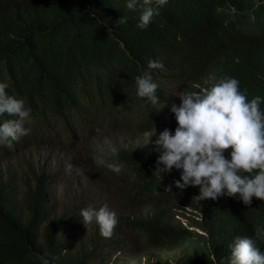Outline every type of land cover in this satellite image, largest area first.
I'll list each match as a JSON object with an SVG mask.
<instances>
[{
  "label": "clouds",
  "instance_id": "9594fccd",
  "mask_svg": "<svg viewBox=\"0 0 264 264\" xmlns=\"http://www.w3.org/2000/svg\"><path fill=\"white\" fill-rule=\"evenodd\" d=\"M97 1L104 0H79L84 11L93 9L84 14L99 21V49L109 59L83 72L100 109L112 113L88 123L76 118L70 127L54 113L53 93L64 80L26 30L22 5L0 0V157L36 143L71 146L88 128L95 138L139 121L141 143H98L95 162L121 182L144 183L138 216L153 217L162 206L165 225L187 233L157 245L140 230L146 243L138 239V246L107 205L83 208V224L95 223L101 236L110 238L115 227L120 242L133 236L137 258H119L120 249L107 264H264V0H111V11L94 9ZM45 38L52 45L72 41L62 26ZM35 113L44 116L49 136L31 138ZM58 175L60 168L47 178ZM201 207L227 209L228 221L215 232L201 227ZM247 228L254 234H241ZM67 230L57 234L71 248Z\"/></svg>",
  "mask_w": 264,
  "mask_h": 264
},
{
  "label": "trees",
  "instance_id": "16d2710c",
  "mask_svg": "<svg viewBox=\"0 0 264 264\" xmlns=\"http://www.w3.org/2000/svg\"><path fill=\"white\" fill-rule=\"evenodd\" d=\"M39 1L4 0V3L6 6H14L18 2L22 5L28 17L26 30L36 35L38 47L46 54L50 71L60 74L64 80V88L53 93L54 113L70 127L71 121L76 118L88 123L107 117L112 110L100 109L98 98L101 97L96 88L86 81L83 72L84 66L109 59V55L99 49L102 35L99 21L84 14L93 9L84 11L79 0H43L38 4ZM81 1L88 4L90 0ZM91 6L102 11H111L116 7L111 0L93 2ZM58 26L64 27L70 34L72 41L69 46L52 45L46 40L45 35ZM73 47L75 50L71 51ZM230 51L232 50L227 51L220 61L223 62ZM9 75L15 78L13 72H9ZM33 121L35 129L31 138L49 136L41 113H35ZM147 128L148 125H145L143 130ZM92 161L96 163L95 158H91L90 163ZM98 167L104 170L105 174L110 173L106 166ZM64 171L65 169L60 168L61 174ZM32 175L28 182L18 184L17 176L12 172L0 171V264H41L40 256L48 259L50 264H86L92 258L101 264H107L111 261L113 252L123 249L124 244L116 234L117 227L110 238L101 236L98 225L94 223L88 228L83 224L80 216L83 207L77 206L76 203L71 209L59 214L58 203L54 199L50 201L48 197L51 188L49 179L44 173L35 175L32 171ZM140 177L138 174V178ZM143 186L144 183L139 184L136 180L121 182L118 192L128 201L127 206L131 209L125 217H119L122 224L128 222L131 229L145 232L152 244L161 245L165 239L185 238L186 230L173 232L165 225L162 206L153 210V217L149 218L150 214H147V218L136 216L134 212H140L139 192ZM201 211L204 214V222L199 225L211 232H215L220 225L227 222L230 215L227 209L221 207H201ZM80 227L85 232L76 246H63L57 234L59 229L75 232ZM251 233L253 235L254 230L251 231L250 228L241 232ZM133 241L141 246L137 236H134ZM88 247L90 250H87Z\"/></svg>",
  "mask_w": 264,
  "mask_h": 264
},
{
  "label": "rangeland",
  "instance_id": "374dc122",
  "mask_svg": "<svg viewBox=\"0 0 264 264\" xmlns=\"http://www.w3.org/2000/svg\"><path fill=\"white\" fill-rule=\"evenodd\" d=\"M131 125L133 127L103 130L95 138L91 137L90 128H88L77 136L76 143L71 146L31 144L15 154L0 157V171L12 172L17 176L19 184V182H28L33 177L32 171L35 172V175L44 173L46 177H50L57 172V169H65L62 175H58L54 179L48 178L51 183L48 197L50 201L54 199L58 203L59 214L64 210L71 209L75 203L77 206L92 207L96 210L107 205L109 210L116 213L118 220L116 226L121 225L120 230L126 231L130 235L132 233L138 237L141 244H145L146 238L141 231L131 229L128 222L122 224L119 219L120 216L125 217L131 211L126 203L128 201L118 192V189L121 188V180L105 174L104 170L99 169L93 161L90 163L91 158H95L98 154L96 151L98 143L105 147H108L113 140H118L123 146L135 147L141 143L143 138L140 128H138L139 121L131 123ZM69 164L73 166L71 172L67 171ZM143 208L146 210L149 206L144 205ZM140 214L141 212H137L136 216ZM93 225L94 223L88 225V228ZM84 232L82 227L75 232L67 230L68 244L71 248L76 246ZM129 236L127 234L128 240L123 242L124 247L121 249V255H119L120 253L117 255L119 258L126 256L128 259L134 260L137 257L132 254L133 246ZM130 237L132 239L133 236ZM147 252L154 251L147 249ZM142 256L143 254H140L138 257L141 259ZM150 264H157V261H150Z\"/></svg>",
  "mask_w": 264,
  "mask_h": 264
}]
</instances>
